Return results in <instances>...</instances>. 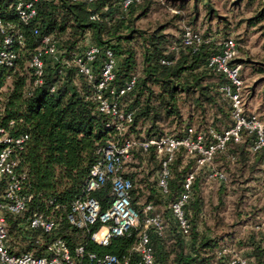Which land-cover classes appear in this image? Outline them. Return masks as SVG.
<instances>
[{
  "label": "trees",
  "instance_id": "1",
  "mask_svg": "<svg viewBox=\"0 0 264 264\" xmlns=\"http://www.w3.org/2000/svg\"><path fill=\"white\" fill-rule=\"evenodd\" d=\"M255 1L246 0V6H251ZM258 1V10L246 20L251 26L264 21V0ZM121 2L122 0H37V15L25 24L15 11L16 0H0V21L4 28V31L0 28V47L5 33H10L17 55L12 67L0 66V97L3 105L0 124L7 128L9 135H27L22 147L15 149L12 156L18 161L17 170L26 174L23 193L31 196L20 215L5 214L8 239L14 247L12 251L16 253L34 251L35 254L42 255L45 246L54 238L60 237L67 242L73 256L80 259L81 264H101L96 259L89 258L90 254L97 258L105 254H112L120 259L127 257L131 263L139 260V255L132 248L137 242L144 217L142 211H139L137 226L124 235L111 236L105 245L98 244L91 238V234L99 229V222L78 228L67 219L73 200L86 195L84 185L90 168L97 160V148L114 132L109 117L97 109V102L93 99V84L87 82L73 63L75 55L82 54L87 48V39L102 50L110 48L113 51L117 59L112 83L115 87H122L133 75L137 77L135 87L117 99L120 108L132 115V122L125 133L127 136L157 138L165 134L164 125L171 127L179 123L181 126L183 120L180 102L184 103L185 98L190 99L196 107L204 102L212 105L216 101L215 95L220 91L222 81L220 74L218 82L213 81L211 74L216 72L207 68L210 55L218 49V46L214 47L210 33L202 35L208 41L196 48L183 46V28L181 36L165 32L169 27H176L171 21L156 26L152 31L136 26V21L146 16L152 0H139L131 4L127 11L122 10ZM199 4L211 12L209 0H192L194 15L187 19V25H192ZM173 5L183 10L188 6V1H174ZM93 15H98V18H92ZM185 17L176 13L173 19L181 22ZM34 28L39 31L38 35L33 33ZM262 28L264 29V24ZM18 34L22 37V44L17 41ZM43 35H50L57 41L60 53L57 59L50 56L45 58L42 82L34 86L33 69L29 62L40 46ZM162 60L169 63H162ZM100 62L101 57L92 64L94 81L98 78ZM7 77L11 78L12 83L7 91L2 92L1 88ZM53 86L55 88L51 91ZM11 120L13 124L9 125ZM210 128L218 132L224 130L212 125L203 132L207 133ZM252 142L253 136L244 133L241 141H230L228 147L234 145L239 157L244 160V155L247 154L245 146L250 147ZM254 153L264 157L263 150ZM136 154L143 156L144 158L139 156V159L147 163L156 158L151 149L146 155L138 151ZM225 157L232 158L229 152ZM174 163L171 165L172 175L168 182L170 198L180 190L184 174L188 171L183 174L176 172ZM124 175L131 179L130 193L132 203L136 206L142 187L146 188L145 179L149 174L126 171ZM196 180L197 177L193 189L199 182L196 183ZM4 187L5 181L0 180V201ZM110 193L111 181L106 179L89 196L97 199L100 211H103L109 207ZM146 201L145 203L148 202ZM188 205L185 213L190 222L191 244L182 241L171 221L162 236L151 234L156 264H210L214 261L217 246L230 239L227 234L209 238L204 233L201 234L200 226L207 230L213 227L214 231L221 224L217 222L216 226L206 227L198 212L195 220L192 216L189 219L186 210ZM35 212L52 215L58 223L57 228L52 233L34 231L29 236L22 234L19 223ZM247 238L248 236L242 238L238 247L243 242L247 245ZM78 246L83 248V252L76 257L74 249ZM249 255L252 257L251 264H264L263 245L251 246Z\"/></svg>",
  "mask_w": 264,
  "mask_h": 264
},
{
  "label": "built area",
  "instance_id": "2",
  "mask_svg": "<svg viewBox=\"0 0 264 264\" xmlns=\"http://www.w3.org/2000/svg\"><path fill=\"white\" fill-rule=\"evenodd\" d=\"M137 1L139 0H122V10L127 11L129 6ZM158 1L163 2L164 0ZM36 2L37 0H16L15 11L23 23L27 24L36 17ZM92 18L97 19L98 15H93ZM0 28L4 31L1 21ZM33 33L39 34L37 28L33 29ZM16 38L18 43L22 44L21 35L18 34ZM207 41L191 26L183 27L181 45L196 48ZM86 42L88 43L87 48L82 54L75 55L73 63L86 77L87 82L93 84V99L97 102V109L109 117L114 132L103 145L97 148V160L90 168L84 185L86 195L73 200L67 215L68 221L78 228L99 222L101 225L91 234V238L101 245L107 244L111 236L124 235L132 227L137 226L140 212L132 203L131 179L124 173L128 165L135 162V152L146 155L151 149L159 161V169L156 172V191L159 198L168 202L170 221L174 223L182 241L190 245V222L185 208L193 195V185L198 172L203 171L208 178L225 181V173L213 167L214 158L217 154L225 152L230 141H241L244 133L253 136V142L249 147L252 153L264 151V121L255 113H247L245 109L244 82L240 74L241 65L234 62L238 56L237 41L232 37L224 38L218 42V49L210 55L207 61V68L214 70L225 79L219 90L230 102L231 125L220 132L210 128L207 133L189 126L180 136L165 133L157 138H136L125 134L132 122V115L120 108L117 99L135 87L137 77L133 75L125 81L122 87H115L112 83L115 78L117 59L113 51L110 48L102 50L89 43L88 39ZM13 43V36L5 33L0 47V66L8 68L14 65L17 55L13 49ZM40 43L29 62L33 69L34 86L42 82L45 58L50 56L57 59L60 53L57 41L52 36H41ZM99 57H101V62L98 66V78L94 81L92 64ZM162 63L168 64L169 62L162 60ZM54 88L55 86L50 90L53 91ZM2 110L0 97V118ZM12 124L11 120L9 125ZM26 138L27 135H9L7 128L0 124V180L5 181L0 201V264H81L80 259L73 256L67 242L60 237L51 240L45 246L42 255H37L34 251L23 253L12 251L14 247L8 239L5 214L20 215L31 198L30 195L23 193L26 174L24 171L17 170L18 161L12 156L15 149L22 147ZM178 153L194 157L195 166L184 174L180 190L170 198L168 182L172 175L171 165ZM106 179L111 181V199L109 207L100 211L99 202L89 196V193L103 185ZM141 211L144 217L137 242L132 248L139 255L138 261L131 263L127 257L120 259L112 254H105L99 258L90 254L89 258L96 259L101 264H156L151 234L162 236L168 227V222L160 212L155 210L151 202L146 203ZM57 226L58 223L52 215L42 212H35L19 223L22 234L27 236L34 231L52 233ZM261 228L262 224L255 226V229ZM250 236L248 235L247 238L248 248L243 252L220 244L214 252V261L210 264L218 262L251 264L252 257L249 254L251 246L255 243ZM82 252L81 246L74 249L76 257L81 256Z\"/></svg>",
  "mask_w": 264,
  "mask_h": 264
},
{
  "label": "rangeland",
  "instance_id": "3",
  "mask_svg": "<svg viewBox=\"0 0 264 264\" xmlns=\"http://www.w3.org/2000/svg\"><path fill=\"white\" fill-rule=\"evenodd\" d=\"M174 1L178 0H165L163 3L152 0L153 3L146 16L136 21V26L152 31L156 26L171 21L176 27H169L165 32L181 36V29L187 25V19L194 15L191 8L192 0H187L188 6L183 10L173 5ZM235 1L237 0H209L210 13L207 8L199 4L191 27L201 35L209 32L215 43L214 47H217L218 42L225 37H232L237 41L238 56L234 62L241 65L240 74L244 82L246 112L255 113L264 121V29L262 28L264 21L254 26L246 22L258 10V0L251 6H246V0H238L237 4ZM176 13L186 16L185 20L181 22L174 20ZM223 30L227 32L224 33ZM211 75L212 80L218 82L219 75L217 73ZM219 78L222 83L225 81L223 76L220 75ZM11 83V78L7 77L1 91H7ZM217 92L216 101L212 105L204 102L200 107H196L190 99L185 98L184 103L180 102L183 124L179 126L178 123L171 127L164 125V132L179 135L189 126L203 132L208 126L213 125L214 128L222 130L231 125L230 102L220 91ZM228 152L232 158L226 159ZM245 152L247 154L242 160L234 145H230L224 153L216 155L213 167L225 173L226 179L223 182L208 178L203 171H199L196 175V183L199 182L197 186L195 185L186 209L189 219L192 216L195 220L196 212L200 213L206 227L220 223L218 230L230 235V239L220 244L241 252L248 246L243 242L238 247V242L248 235L254 240L253 246H264V157L252 153L249 145L245 146ZM134 154L135 162L128 165L127 171L139 172L141 175L149 174L145 179L146 188L142 187L143 191L140 192V197L134 206L141 211L146 200L151 202L155 210L165 217L169 227L171 221L168 215V202L159 198L155 188L159 161L155 158L147 163L139 159L140 154L139 156L136 152ZM174 164L176 172L183 174L184 171L194 168L195 158L178 153ZM199 219L198 216L197 220ZM260 224L262 228L255 229V226Z\"/></svg>",
  "mask_w": 264,
  "mask_h": 264
},
{
  "label": "crops",
  "instance_id": "4",
  "mask_svg": "<svg viewBox=\"0 0 264 264\" xmlns=\"http://www.w3.org/2000/svg\"><path fill=\"white\" fill-rule=\"evenodd\" d=\"M200 229V233L205 235V237H214V236H221L223 235L222 233V230L219 231V227L216 228V230L213 231V227L211 228V231L210 230H207V229H204V227H199Z\"/></svg>",
  "mask_w": 264,
  "mask_h": 264
}]
</instances>
